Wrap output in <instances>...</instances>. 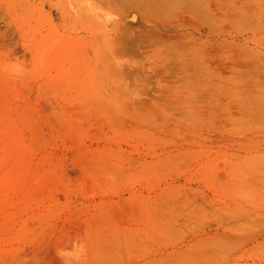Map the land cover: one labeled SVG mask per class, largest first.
Listing matches in <instances>:
<instances>
[{"label": "rangeland", "instance_id": "374dc122", "mask_svg": "<svg viewBox=\"0 0 264 264\" xmlns=\"http://www.w3.org/2000/svg\"><path fill=\"white\" fill-rule=\"evenodd\" d=\"M0 264H264V0H0Z\"/></svg>", "mask_w": 264, "mask_h": 264}]
</instances>
